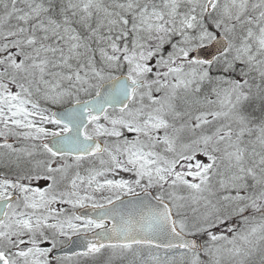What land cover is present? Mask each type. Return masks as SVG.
Returning <instances> with one entry per match:
<instances>
[{"label": "snow or ice", "instance_id": "obj_1", "mask_svg": "<svg viewBox=\"0 0 264 264\" xmlns=\"http://www.w3.org/2000/svg\"><path fill=\"white\" fill-rule=\"evenodd\" d=\"M0 139V264H264V0H0Z\"/></svg>", "mask_w": 264, "mask_h": 264}, {"label": "water", "instance_id": "obj_2", "mask_svg": "<svg viewBox=\"0 0 264 264\" xmlns=\"http://www.w3.org/2000/svg\"><path fill=\"white\" fill-rule=\"evenodd\" d=\"M125 199H127V198H125ZM108 227H111V223L108 224Z\"/></svg>", "mask_w": 264, "mask_h": 264}, {"label": "rangeland", "instance_id": "obj_3", "mask_svg": "<svg viewBox=\"0 0 264 264\" xmlns=\"http://www.w3.org/2000/svg\"><path fill=\"white\" fill-rule=\"evenodd\" d=\"M49 127H51V126H49ZM0 141H2V139H0ZM3 142V141H2ZM189 179H191V177H189Z\"/></svg>", "mask_w": 264, "mask_h": 264}]
</instances>
